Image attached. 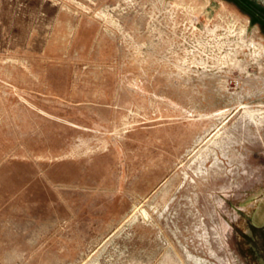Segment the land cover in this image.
Listing matches in <instances>:
<instances>
[{
    "label": "rangeland",
    "instance_id": "1",
    "mask_svg": "<svg viewBox=\"0 0 264 264\" xmlns=\"http://www.w3.org/2000/svg\"><path fill=\"white\" fill-rule=\"evenodd\" d=\"M0 264H264V0H0Z\"/></svg>",
    "mask_w": 264,
    "mask_h": 264
}]
</instances>
